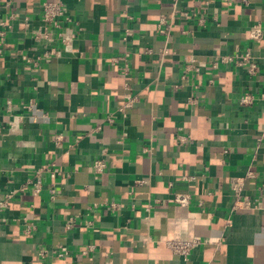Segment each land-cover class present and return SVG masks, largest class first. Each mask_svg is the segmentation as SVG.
Wrapping results in <instances>:
<instances>
[{"label":"crops","instance_id":"1","mask_svg":"<svg viewBox=\"0 0 264 264\" xmlns=\"http://www.w3.org/2000/svg\"><path fill=\"white\" fill-rule=\"evenodd\" d=\"M49 1L68 10V48L35 36ZM173 3L0 0L9 26L0 53V264H264V40L249 38L255 23L264 29V0ZM161 17L172 22L167 37L157 32ZM250 46L255 75L213 68V57ZM52 48L58 54L43 59ZM125 54L127 74L117 59ZM192 57L199 73L185 71ZM245 93L249 106L239 103ZM97 159L103 174L91 170ZM49 166L62 175L45 173L34 195L29 183ZM232 178H245L252 207L232 209ZM193 239L200 245L188 261L166 245ZM60 247L66 257L38 255Z\"/></svg>","mask_w":264,"mask_h":264},{"label":"built area","instance_id":"2","mask_svg":"<svg viewBox=\"0 0 264 264\" xmlns=\"http://www.w3.org/2000/svg\"><path fill=\"white\" fill-rule=\"evenodd\" d=\"M226 3L227 6H233L236 4L241 5H248V0H222ZM177 0H174L173 7H177L176 4ZM180 17L185 20H191L192 15L185 11H179ZM214 21H217V17H213ZM42 21L44 23V30L36 32L35 36L37 39H44L48 43L61 42L63 46L68 48V45L70 44V39L72 36L66 35L63 31V24L70 21V17L68 15V10L64 6V4L60 1H49L43 3L42 6ZM205 20L204 18H200L199 24L200 26H204ZM8 24L6 21L0 22V53L2 52V47L4 46V42L6 39L7 31H8ZM172 30V22L169 21L166 17H161L159 19V22L157 24V32L160 35L169 36L171 34ZM130 32H127V36H130ZM249 38L253 43H261L264 40V29L263 26L260 23H255L250 27L249 30ZM126 40V38H125ZM147 52H151V50H148ZM169 53L168 49H164L160 52V55L166 56ZM58 54L57 50L55 48L50 49L49 51H45L42 54L43 59H51L53 56H56ZM23 59L27 63H33L36 64V62H33L32 58H29L26 56L23 57ZM38 59H41L38 58ZM118 60H121L124 62V67L122 68V72L124 74H127L129 72V65L127 60V54H125L123 57H118ZM116 60V59H114ZM212 66L215 69H219L221 66L225 67H236L239 69H244L247 71L249 75H255L258 72L259 65H258V59L254 55L252 46L247 47L244 51L241 53L236 54H228V55H217L212 58ZM201 70L198 60L194 57L188 59L186 65H185V71L187 72H195L199 73ZM133 101L129 100L125 107H129ZM239 103L242 106H249L252 103H254V97L250 93H245L242 95L239 99ZM112 121V120H110ZM264 140V127L261 129V135L259 138V141ZM106 149H104L103 154L106 155ZM107 167V164L104 159H97L93 161L92 165V172L94 174H103L105 169ZM47 173L49 174L53 179L56 177L62 175V171L59 168L55 167H43L36 171V176L33 181L29 183L32 189V192L34 195H39L43 188V181L42 177L43 175ZM253 174L249 173L246 178H252ZM192 179H194L192 177ZM244 187H245V178H232L231 179V189L234 193L235 202L233 204V210L238 209L239 207L244 208H250L252 207V200L249 196H247L244 193ZM26 186L22 187L19 190V193H23L26 189ZM49 192L51 194V198H55L56 190L55 187L52 186L49 189ZM16 192L13 194H10L8 196L9 199L14 197ZM174 201L183 207H187L191 203V198L189 195L185 194H177L175 195ZM1 206L6 207V202H1ZM118 205L113 204L112 208H117ZM73 221V219H71ZM69 226H71L69 224ZM167 247L169 250L178 258L182 259L183 261H188L190 259V256L192 252L199 247L200 240L199 239H193V240H186V241H167L166 242ZM93 247H91L92 249ZM86 253V252H85ZM69 254V250L66 247H60L57 250L49 251V250H40L38 252V255L40 257L46 258L48 256H55L58 258L66 257Z\"/></svg>","mask_w":264,"mask_h":264}]
</instances>
